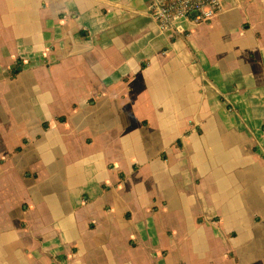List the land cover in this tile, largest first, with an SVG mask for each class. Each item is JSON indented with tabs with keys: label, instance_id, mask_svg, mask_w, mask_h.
Here are the masks:
<instances>
[{
	"label": "crops",
	"instance_id": "crops-1",
	"mask_svg": "<svg viewBox=\"0 0 264 264\" xmlns=\"http://www.w3.org/2000/svg\"><path fill=\"white\" fill-rule=\"evenodd\" d=\"M152 3L0 0V264H264V0Z\"/></svg>",
	"mask_w": 264,
	"mask_h": 264
},
{
	"label": "built area",
	"instance_id": "built-area-1",
	"mask_svg": "<svg viewBox=\"0 0 264 264\" xmlns=\"http://www.w3.org/2000/svg\"><path fill=\"white\" fill-rule=\"evenodd\" d=\"M222 0H153L149 14L163 29L175 30L174 33L186 37L177 23L190 18L195 23H208L221 7Z\"/></svg>",
	"mask_w": 264,
	"mask_h": 264
},
{
	"label": "rangeland",
	"instance_id": "rangeland-1",
	"mask_svg": "<svg viewBox=\"0 0 264 264\" xmlns=\"http://www.w3.org/2000/svg\"><path fill=\"white\" fill-rule=\"evenodd\" d=\"M33 92L36 95V101L34 102L35 104L27 110L24 107L20 108L19 110L22 111V113L20 115H25V116L29 117V119L31 121H33L34 120V114L49 115V111H50L51 115L49 116V120L52 123H54V122L57 123L56 118H54V114H53L54 111H57L56 112L57 115H62V114L67 115L68 114V111H69L68 106L59 107V108H51L49 110V94L40 96V95H38V92H37L35 87H33ZM26 97H29L28 94ZM237 250L240 252L241 256L247 257L248 249L245 245H241L239 248H237Z\"/></svg>",
	"mask_w": 264,
	"mask_h": 264
},
{
	"label": "trees",
	"instance_id": "trees-1",
	"mask_svg": "<svg viewBox=\"0 0 264 264\" xmlns=\"http://www.w3.org/2000/svg\"><path fill=\"white\" fill-rule=\"evenodd\" d=\"M21 61V59H19V62ZM16 72H14V74H15Z\"/></svg>",
	"mask_w": 264,
	"mask_h": 264
}]
</instances>
